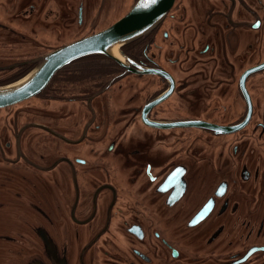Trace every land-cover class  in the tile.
<instances>
[{
    "label": "flooded vegetation",
    "instance_id": "1",
    "mask_svg": "<svg viewBox=\"0 0 264 264\" xmlns=\"http://www.w3.org/2000/svg\"><path fill=\"white\" fill-rule=\"evenodd\" d=\"M126 1L0 0V89ZM121 50L0 109V264H264V0H176Z\"/></svg>",
    "mask_w": 264,
    "mask_h": 264
},
{
    "label": "water",
    "instance_id": "2",
    "mask_svg": "<svg viewBox=\"0 0 264 264\" xmlns=\"http://www.w3.org/2000/svg\"><path fill=\"white\" fill-rule=\"evenodd\" d=\"M176 0H138L135 6L108 28L59 48L40 60L37 69L13 86L0 89V109L39 95L64 66L81 58L107 56L118 59L125 45L153 31L168 15Z\"/></svg>",
    "mask_w": 264,
    "mask_h": 264
},
{
    "label": "rangeland",
    "instance_id": "3",
    "mask_svg": "<svg viewBox=\"0 0 264 264\" xmlns=\"http://www.w3.org/2000/svg\"><path fill=\"white\" fill-rule=\"evenodd\" d=\"M119 1V0H118ZM134 1L136 0H127L126 3H121L116 6V11H117V20H119V18L121 19L125 13H127L129 10H131L134 6ZM129 5V6H128ZM132 7V8H131ZM108 8H109V0H104V7L101 9L102 12V17H101V21H100V25L102 26V28H104L107 25L108 22V16H111V12L108 14ZM124 8V9H121ZM131 8V9H130ZM124 10V11H123ZM123 11V14H120L119 12ZM105 14H108L107 16ZM125 16V15H124ZM123 16V17H124ZM106 17V18H105ZM73 33H80V30L76 29L73 31Z\"/></svg>",
    "mask_w": 264,
    "mask_h": 264
},
{
    "label": "snow or ice",
    "instance_id": "4",
    "mask_svg": "<svg viewBox=\"0 0 264 264\" xmlns=\"http://www.w3.org/2000/svg\"><path fill=\"white\" fill-rule=\"evenodd\" d=\"M149 2H154V0H149Z\"/></svg>",
    "mask_w": 264,
    "mask_h": 264
}]
</instances>
